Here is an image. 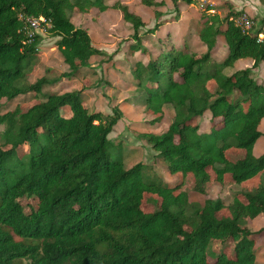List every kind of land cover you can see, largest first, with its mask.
Wrapping results in <instances>:
<instances>
[{"label":"trees","instance_id":"1","mask_svg":"<svg viewBox=\"0 0 264 264\" xmlns=\"http://www.w3.org/2000/svg\"><path fill=\"white\" fill-rule=\"evenodd\" d=\"M172 1L179 14V2L197 0ZM109 10L132 26L131 48L148 61L132 71L146 113L159 123L166 105L175 111L166 132L144 135L170 174L180 177L176 185L147 181L142 163L127 169L113 156L109 137L124 116L118 106L111 114L91 112L84 90L43 94L60 78L28 82L41 36L27 43L20 14L52 20L49 33L60 38L69 79L105 55L71 17ZM212 10L202 15L199 33L206 53L170 48L155 57L141 41L146 23L120 1L0 0V105L29 93L42 99L25 113L0 114V264H261L255 237L264 230L253 232L249 224L264 215V155H254L264 136V82L254 77L264 63L263 28L244 33L232 22L238 13L222 19ZM155 16L160 21L164 13ZM220 36L229 54L216 62ZM243 59H252L253 67L229 75ZM207 112L210 132L201 134L196 122ZM213 184L241 190L226 205L207 198ZM146 196L157 197L152 212Z\"/></svg>","mask_w":264,"mask_h":264},{"label":"rangeland","instance_id":"2","mask_svg":"<svg viewBox=\"0 0 264 264\" xmlns=\"http://www.w3.org/2000/svg\"><path fill=\"white\" fill-rule=\"evenodd\" d=\"M104 1L109 6L120 1L129 6L132 12L142 17L147 25L140 32L142 44L156 57L164 48L176 47L177 49L185 44L191 45L193 51L201 52L203 47L197 42H199V33L204 25L202 15H206L208 7L213 8L215 13L225 18L230 12L239 10L238 12L245 13L248 8H254L255 5L258 7L259 0H197L192 5L179 2V14L172 0H159L165 2V5L159 9L143 5L142 0ZM156 10L164 13L160 21L156 20ZM249 16L256 23V31L260 25L257 19L259 15L253 13V16ZM71 21L76 27L87 30L93 45L105 55L94 57L88 68H81L75 76L68 79L63 76L64 73L70 72V68L58 49L57 43L60 38L50 33L40 35L41 42L28 68V82L34 84L43 77L53 80L60 78L58 83L45 86L43 94H64L84 90L83 98L91 112L111 114L118 106L124 116L109 137L116 148L113 156L122 157L127 169L142 163L145 166L144 176L147 181L155 180L169 185L178 184L181 181L180 177L170 174L168 164L158 158L144 135H160L166 132L174 122L175 111L171 105H166L165 115L159 123H155L153 121L155 118L146 113L132 71L138 62L146 64L148 61L144 55L139 52L135 53L131 48L136 44L132 26L123 20L120 12L114 10L102 14H78L72 17ZM159 22L166 24L160 26L154 34L147 33L153 30ZM224 42V38L221 37L215 49L217 62H223L228 56V45ZM246 66L248 65H239L229 73L236 72L238 69L242 70ZM254 77L259 82L264 81L261 68L254 71ZM41 102L42 99L35 97V93L19 96L12 101L4 100L0 105V114L4 115L12 111L19 114L25 113ZM210 119L211 114L207 112L203 118L197 120L196 124L200 126L201 134L210 132ZM4 129V126H0V146L4 142ZM256 147L257 153L264 151V137L257 142ZM240 190L239 185L213 184L209 186L207 198L221 199L229 205ZM156 198V196H146L145 205L148 212L158 208L157 203H154ZM199 199L201 202L204 200L203 197ZM249 228L253 232L264 230V215L249 224ZM255 239L257 261L264 264V236L255 237Z\"/></svg>","mask_w":264,"mask_h":264},{"label":"built area","instance_id":"3","mask_svg":"<svg viewBox=\"0 0 264 264\" xmlns=\"http://www.w3.org/2000/svg\"><path fill=\"white\" fill-rule=\"evenodd\" d=\"M211 13H215L213 10ZM19 19L23 24L22 30L27 35V43H33L37 36L49 33V30L52 28V20L45 17H33L26 16L24 14L19 15ZM234 25L241 29L244 33H251L255 30V22L247 14H241L232 18ZM262 35H259V41H263Z\"/></svg>","mask_w":264,"mask_h":264},{"label":"crops","instance_id":"4","mask_svg":"<svg viewBox=\"0 0 264 264\" xmlns=\"http://www.w3.org/2000/svg\"><path fill=\"white\" fill-rule=\"evenodd\" d=\"M104 1V0H103ZM156 2H159L160 3V1L159 0H155ZM105 2V1H104ZM161 2H164V1H161ZM143 4V3H142ZM107 5V4H106ZM130 8V7H129ZM236 10V9H235ZM234 11V10H233ZM239 11V10H238ZM236 12L235 11V13H238V15H241V14H247V13H249V14H247L248 16L249 15H252L253 16V13L254 14H257L258 13V15H259V17L257 18L258 19V22L260 23V25H259V28L257 29V30H259V29H261V28H263V33L262 34H260V35H262L263 36V38H264V2H262V0H259L258 1V7H256V5H255V7L254 8H248V9H246L245 11V13H241V12ZM163 13V12H162ZM78 14H81V13H75L72 17H75L76 15H78ZM216 14V13H215ZM237 15V16H238ZM221 16V15H220ZM257 16V15H256ZM72 17H71V20H72ZM249 17H251V16H249ZM221 18H223L222 16H221ZM253 19V18H252ZM254 20V19H253ZM203 21V20H202ZM204 22V21H203ZM255 22V21H254ZM166 23H163L162 22V26L163 25H165ZM255 26H256V23H255ZM256 30V31H257ZM221 37L222 36H220L219 38H218V43H217V45H216V47H215V49L217 48V46L219 45V43H220V41H221ZM224 38V37H223ZM225 40V39H224ZM198 41L199 42H197V43H199V45H202V47H203V49H202V51L201 52H197V53H201V54H203V53H206L207 52V47L201 42V40H200V38L198 37ZM223 41V40H222ZM226 42V41H225ZM224 42V43H225ZM190 48L191 49V45H188V44H185L184 46H182L181 48H177L178 50H182V49H185V48ZM176 48V47H175ZM165 49V48H164ZM163 49V50H164ZM215 49H214V51H213V58H214V60H215ZM162 50V51H163ZM192 50V49H191ZM150 51V50H149ZM193 51V50H192ZM151 52V51H150ZM194 52H196V51H194ZM152 53V52H151ZM161 53V52H160ZM159 53V54H160ZM228 54H229V48H228ZM216 61V60H215ZM217 62V61H216ZM243 64H247L248 66H246V67H244L245 69L246 68H252L253 67V65H254V61L252 60V59H243V60H240V61H238V62H236L235 63V65H234V67L233 68H230L229 70H228V74L229 75H231V74H233V73H235V72H232V73H229V71L230 70H234V68H237L239 65H243ZM243 68V69H244ZM261 68V70L263 71V73H264V63H262L261 65H260V67L258 68V69H260ZM242 69V70H243ZM258 69H256V70H258ZM239 70H241V69H238V70H236V71H239ZM256 70H254L255 72H256ZM256 79V78H255ZM257 80V79H256ZM260 82H264L263 80H261ZM259 130L262 132V133H264V120L262 121V123H261V125H260V127H259ZM264 137V136H263ZM263 137H261L259 140H258V142L263 138ZM257 144V143H256ZM258 154H260L259 156H258ZM254 155L256 156V157H261L262 155H264V151H260V153H257V147H256V145H255V148H254Z\"/></svg>","mask_w":264,"mask_h":264}]
</instances>
